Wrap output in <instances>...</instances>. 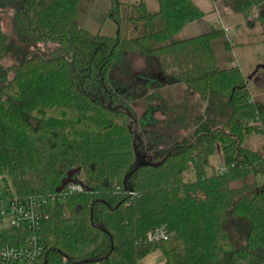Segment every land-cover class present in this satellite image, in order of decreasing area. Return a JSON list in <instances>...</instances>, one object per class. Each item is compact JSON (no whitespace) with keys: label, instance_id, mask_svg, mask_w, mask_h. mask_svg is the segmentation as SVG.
<instances>
[{"label":"trees","instance_id":"obj_1","mask_svg":"<svg viewBox=\"0 0 264 264\" xmlns=\"http://www.w3.org/2000/svg\"><path fill=\"white\" fill-rule=\"evenodd\" d=\"M81 1L0 0V182L15 195L55 197L40 232L47 264H141L155 251L164 264H264V155L246 145L264 138V105L239 66L219 68L214 42L226 31L166 44L206 12L194 0H158L157 12L142 1L122 19L140 35L94 34L76 23ZM224 1L264 22V0ZM130 54L155 58L205 105L156 161L139 158L135 90L112 77ZM214 154L223 169L208 175ZM77 168L91 190L57 193ZM158 230L169 239L149 241Z\"/></svg>","mask_w":264,"mask_h":264},{"label":"rangeland","instance_id":"obj_2","mask_svg":"<svg viewBox=\"0 0 264 264\" xmlns=\"http://www.w3.org/2000/svg\"><path fill=\"white\" fill-rule=\"evenodd\" d=\"M116 1L120 3L118 8L114 0H82L76 23L80 28L94 34L101 33L115 37L120 28L137 36L141 34L143 28L137 31L136 22L122 19L138 16L141 13L138 5L142 1L148 12L154 13L159 10L158 0ZM194 2L206 12V16L186 25L166 44L199 36L213 28H223L226 37L214 42L219 68L239 66L248 79L253 99L264 105V22L245 18L235 8L234 3L224 0H194ZM120 19L119 24L117 21ZM161 26L163 22L158 21L150 27V30L159 29ZM2 30L10 41L13 32L9 15L2 16ZM51 47L48 46L45 52ZM13 63L14 59L11 56L3 60L6 66ZM112 77L135 90L134 105L140 119L137 144L141 161H156L154 158L158 151L178 140L176 138L187 135L189 128L194 127L205 110L201 97L185 84H172L171 79L159 68L155 58L130 54L127 60L114 70ZM152 112H155L153 116L155 120L152 119ZM223 112L228 115L229 109L224 108ZM184 127L187 129L185 130ZM246 145L264 155L262 135H252L246 140ZM221 169H223L221 156L214 154L210 159L207 174L211 175ZM190 178L193 179L194 175ZM233 235L238 238L237 233ZM164 262L163 254L155 251L145 257L141 264H164Z\"/></svg>","mask_w":264,"mask_h":264},{"label":"built area","instance_id":"obj_3","mask_svg":"<svg viewBox=\"0 0 264 264\" xmlns=\"http://www.w3.org/2000/svg\"><path fill=\"white\" fill-rule=\"evenodd\" d=\"M79 184H69L63 191H83ZM62 191V192H63ZM55 197L12 193L0 182V264H47L46 248L40 234L50 218L47 210ZM151 242L169 239L167 233L154 231L147 235ZM54 264H101L100 262H71L66 256Z\"/></svg>","mask_w":264,"mask_h":264},{"label":"water","instance_id":"obj_4","mask_svg":"<svg viewBox=\"0 0 264 264\" xmlns=\"http://www.w3.org/2000/svg\"><path fill=\"white\" fill-rule=\"evenodd\" d=\"M79 178H80V168L70 170L67 173V176L62 180L61 185L57 187L56 192L61 193L69 184H79L83 187L84 190L90 191L91 188L84 185Z\"/></svg>","mask_w":264,"mask_h":264},{"label":"crops","instance_id":"obj_5","mask_svg":"<svg viewBox=\"0 0 264 264\" xmlns=\"http://www.w3.org/2000/svg\"><path fill=\"white\" fill-rule=\"evenodd\" d=\"M150 107H152V106H150ZM154 113H155V112H152V119H153V120H155L154 117H153V116H154Z\"/></svg>","mask_w":264,"mask_h":264}]
</instances>
